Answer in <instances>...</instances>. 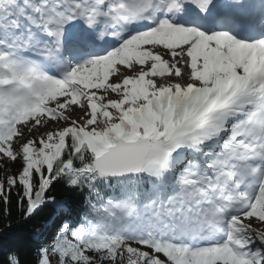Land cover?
Listing matches in <instances>:
<instances>
[{
  "label": "snow or ice",
  "instance_id": "obj_1",
  "mask_svg": "<svg viewBox=\"0 0 264 264\" xmlns=\"http://www.w3.org/2000/svg\"><path fill=\"white\" fill-rule=\"evenodd\" d=\"M3 172L34 264H264V0H0Z\"/></svg>",
  "mask_w": 264,
  "mask_h": 264
},
{
  "label": "trees",
  "instance_id": "obj_2",
  "mask_svg": "<svg viewBox=\"0 0 264 264\" xmlns=\"http://www.w3.org/2000/svg\"><path fill=\"white\" fill-rule=\"evenodd\" d=\"M0 174L6 176L8 173L3 172ZM55 195L58 198H70L69 194L59 187L55 190ZM82 207V201L74 199V209L77 213L80 212ZM52 216L53 210L44 208L33 219L25 223L20 219L18 210L13 205L10 217L4 219L0 216V257L8 252H13L19 255L22 264H34L35 250L40 243L37 235L51 221ZM7 224H11V227H6Z\"/></svg>",
  "mask_w": 264,
  "mask_h": 264
},
{
  "label": "rangeland",
  "instance_id": "obj_3",
  "mask_svg": "<svg viewBox=\"0 0 264 264\" xmlns=\"http://www.w3.org/2000/svg\"><path fill=\"white\" fill-rule=\"evenodd\" d=\"M111 98H115L114 96H112ZM49 127H54V125L50 124ZM254 226H256V222H253Z\"/></svg>",
  "mask_w": 264,
  "mask_h": 264
}]
</instances>
